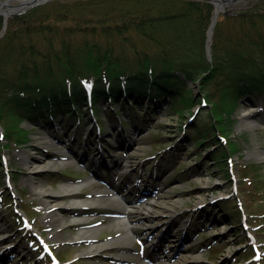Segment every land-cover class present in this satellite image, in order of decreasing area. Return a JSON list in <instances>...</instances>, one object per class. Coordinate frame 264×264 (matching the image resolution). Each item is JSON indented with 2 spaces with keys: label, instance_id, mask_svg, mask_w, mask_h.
Segmentation results:
<instances>
[{
  "label": "rangeland",
  "instance_id": "374dc122",
  "mask_svg": "<svg viewBox=\"0 0 264 264\" xmlns=\"http://www.w3.org/2000/svg\"><path fill=\"white\" fill-rule=\"evenodd\" d=\"M189 87L198 85L189 82ZM99 104L101 114L97 119L107 122L111 112L108 110L114 106ZM202 111L201 116L206 117ZM124 117L129 119L128 115ZM233 117L236 121L229 136L239 141L240 148L232 155L228 166L229 179L220 176L212 158L217 146L197 145L191 130L181 129L183 119L167 104L159 105L157 110L146 114L142 122L130 124L124 130L111 124L115 126L114 132L109 134L108 128L105 129L101 135L102 145L98 142L94 145L89 138L93 137V131L86 137L87 129L82 127L68 129L57 124L53 128H33L29 123L22 124L29 131V139L24 144L15 145L11 139L0 142L10 172L5 188L13 192V195H7L5 189L0 192V264L45 263L38 248L33 246V239L14 226L19 223V215L12 219V210L20 204L28 207L31 223L36 230L44 232L61 262L116 264L117 255L123 252L120 240L125 228L114 216L121 205L115 199H108L111 197L122 202L137 201L145 212L139 215L140 234L131 241L128 260L143 255L155 259L150 264H157L158 257L166 255L169 264H177L179 250L190 248L198 259L193 264H247L243 259L245 245L235 234L237 228L222 216L224 207L229 206L227 202L235 195L240 198V191L250 200L246 199L245 207L253 214L254 221L263 217L260 214L264 213V100L244 95ZM85 121L89 124L93 119ZM87 127L89 129V125ZM198 154H201L199 159ZM246 162H254L262 168L263 179L258 189L249 180H256L259 174L248 172V180L241 178L238 167ZM179 168L184 169L176 172ZM62 173L71 174L67 181L58 179ZM0 176L1 182L5 178L3 170ZM32 180L40 182L41 188H34ZM64 182L80 183V188L74 194L57 195ZM46 191L55 193V197L47 199ZM113 193L119 194L113 196ZM12 197L15 205L7 204ZM76 199L95 201L78 216L89 219L84 225L75 224L76 206L70 203ZM150 202L153 208L147 205ZM222 202L224 204L220 205ZM55 213L63 218L62 224ZM243 220L238 228L244 234L249 227L245 222L241 224ZM82 226L97 228L96 242L107 243L98 253L85 252L90 247L88 241L69 239ZM257 235L264 239V231L259 230ZM180 243L183 247L174 250L172 245ZM153 244L158 246L159 252L151 249Z\"/></svg>",
  "mask_w": 264,
  "mask_h": 264
},
{
  "label": "trees",
  "instance_id": "16d2710c",
  "mask_svg": "<svg viewBox=\"0 0 264 264\" xmlns=\"http://www.w3.org/2000/svg\"><path fill=\"white\" fill-rule=\"evenodd\" d=\"M212 14L203 0H53L12 15L0 38L4 135L25 142L23 121L77 118L86 103L82 80H94L93 102L129 109L162 97L193 100L191 81L212 107L208 120L195 119L188 127L198 145L207 139L217 144L212 157L227 177L226 159L239 143L230 137L222 142L217 133L233 128L236 94L255 91L264 99V0L243 1L219 15L208 60ZM239 167L243 180L248 172L259 174L249 183L260 188L262 168L254 162Z\"/></svg>",
  "mask_w": 264,
  "mask_h": 264
},
{
  "label": "bare ground",
  "instance_id": "6f19581e",
  "mask_svg": "<svg viewBox=\"0 0 264 264\" xmlns=\"http://www.w3.org/2000/svg\"><path fill=\"white\" fill-rule=\"evenodd\" d=\"M115 164V163H114ZM113 164V165H114ZM118 165L117 163L115 164V166ZM32 186L34 188H41V183L37 182L35 180H32ZM80 188V184L78 183H72V182H66L60 185V189L59 191L56 193L57 195H64V194H74L75 192H77ZM55 193L52 192H47L46 191V198L50 199L55 197L54 195ZM118 193H113V195H116ZM109 200H113L115 199L116 201H119L120 205H121V209L118 212V220L120 221L121 225H123V227L125 228V232L123 233V237L121 238V242H123L122 244V248H123V252L119 253L117 255V263L116 264H150L151 260L148 259L145 256H142L140 258H134V260H128V255H130V251H131V241L133 239V237L135 235L140 234L138 232L139 227L137 225L139 219H141V215L145 214V212H143V208L139 207L137 205V201L131 200V201H125L122 202L119 198L116 197H111L108 198ZM93 200V199H92ZM87 201V200H73L71 201L70 205L71 206H76L75 208V212L77 215V218L75 219V224H82L84 225L85 223H87L89 221V219L87 218H81L78 217L81 213V211L83 210V206H91V204L95 203V201ZM147 205L150 208H153L150 203H147ZM78 207V208H77ZM77 209H79V211H77ZM58 213V212H57ZM57 213H55V215H58ZM140 215V216H139ZM146 216H148V214H146ZM58 220L59 223L62 224L64 222L63 218L58 215ZM96 233H97V228H91V227H85L82 226L81 229L78 230L77 234L72 235L71 237H69V239L71 240H76V241H88L90 243V247L85 250L86 253L93 255L96 254L100 251L101 248H104V246H106L107 243H97L95 240L96 237ZM155 245V244H153ZM156 250V249H155ZM187 250H190V248H187ZM157 264H169L167 262L166 258H160V260H158Z\"/></svg>",
  "mask_w": 264,
  "mask_h": 264
},
{
  "label": "water",
  "instance_id": "95a60500",
  "mask_svg": "<svg viewBox=\"0 0 264 264\" xmlns=\"http://www.w3.org/2000/svg\"><path fill=\"white\" fill-rule=\"evenodd\" d=\"M10 0H0V14H2L4 16V27L6 26V20L7 18L14 13H17L18 11H20L21 9L25 10L28 7L34 6L36 4L39 3H43L47 0H19V4H9ZM209 3H211L214 7V15H213V20L212 23L208 29L207 32V39L208 41H210L211 36H212V26L215 23V18L216 15L220 12V11H224L226 12V7L237 3L241 0H207ZM207 54L210 55V46L209 44L207 45Z\"/></svg>",
  "mask_w": 264,
  "mask_h": 264
}]
</instances>
